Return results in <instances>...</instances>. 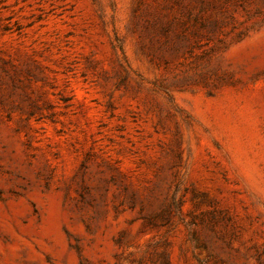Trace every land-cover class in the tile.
<instances>
[{
	"label": "rangeland",
	"instance_id": "374dc122",
	"mask_svg": "<svg viewBox=\"0 0 264 264\" xmlns=\"http://www.w3.org/2000/svg\"><path fill=\"white\" fill-rule=\"evenodd\" d=\"M0 264H264V0H0Z\"/></svg>",
	"mask_w": 264,
	"mask_h": 264
}]
</instances>
